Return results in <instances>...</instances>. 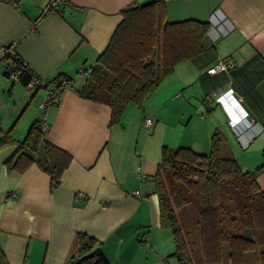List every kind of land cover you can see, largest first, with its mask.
Segmentation results:
<instances>
[{
	"label": "crops",
	"instance_id": "0c3cea01",
	"mask_svg": "<svg viewBox=\"0 0 264 264\" xmlns=\"http://www.w3.org/2000/svg\"><path fill=\"white\" fill-rule=\"evenodd\" d=\"M11 1L0 0V138L11 137L0 148V249L6 264H69L80 234L95 238L110 264H178L153 177L174 132L180 147L208 153L218 130L243 171L263 164L264 0H167L166 22L208 24L203 51L175 66L143 108L129 104L115 124L109 106L79 93L88 78L80 70L97 63L125 8L156 0H69L46 15L50 0ZM10 46L45 81L69 78L59 104L44 112L39 105L46 89L29 92L16 73L6 75L14 62L4 58L3 48ZM218 60L235 67L209 74ZM177 99L184 106L183 124L167 118L174 105L162 113ZM45 114L47 141L71 157L55 187L36 163L23 174L6 166ZM257 183L264 190V171ZM247 256L249 264H258L254 252Z\"/></svg>",
	"mask_w": 264,
	"mask_h": 264
},
{
	"label": "trees",
	"instance_id": "16d2710c",
	"mask_svg": "<svg viewBox=\"0 0 264 264\" xmlns=\"http://www.w3.org/2000/svg\"><path fill=\"white\" fill-rule=\"evenodd\" d=\"M166 2L135 1L122 11V21L79 91L84 98L109 106L113 124L120 121L129 104L143 108L175 66L203 51L208 24L195 20L166 22ZM5 58L14 62L6 75L16 73L28 85L32 71L16 55ZM63 78L46 81V85ZM10 140L4 134L0 148ZM70 160L65 151L47 141L38 120L6 166L9 172L23 174L36 163L51 175V186L55 187ZM263 171L264 162L255 171H243L218 130L212 135L208 153L164 147L153 178L161 221L172 231L173 256L178 264H249V252H254L258 264H264V190L257 183ZM0 264H6L1 249ZM69 264L110 263L95 238L80 234L79 248Z\"/></svg>",
	"mask_w": 264,
	"mask_h": 264
},
{
	"label": "built area",
	"instance_id": "2783aa9c",
	"mask_svg": "<svg viewBox=\"0 0 264 264\" xmlns=\"http://www.w3.org/2000/svg\"><path fill=\"white\" fill-rule=\"evenodd\" d=\"M11 2L13 3V5H16L17 0H12ZM67 3H69V0H50L49 3L44 8L43 14L46 15L48 13L56 12L61 8V6ZM14 55H15V49L13 46L3 48L4 58L7 56L13 57ZM234 67H235V63L231 60H218L214 65H212L210 68L207 69V72L211 75H215L223 71L231 70ZM80 72L84 76L90 77V70L81 69ZM70 84L71 81L68 78H63L61 79L60 82L56 81L52 83L50 86H47L46 81L44 79L33 74L31 81L27 85V90L30 92L38 89H46L47 94L39 105L40 109L46 112L50 107L60 103L63 89L69 86ZM40 124H41V130L47 137V134L50 129V125L46 120V114L41 119ZM145 125L146 128L150 130L151 126L153 125V120L150 118L146 119ZM137 194H139V192H137Z\"/></svg>",
	"mask_w": 264,
	"mask_h": 264
},
{
	"label": "rangeland",
	"instance_id": "374dc122",
	"mask_svg": "<svg viewBox=\"0 0 264 264\" xmlns=\"http://www.w3.org/2000/svg\"><path fill=\"white\" fill-rule=\"evenodd\" d=\"M80 80H82V78H80ZM151 96V95H150ZM168 96V95H167ZM149 98V97H148ZM184 98V97H183ZM182 99V98H181ZM181 99H177V100H174L173 102H169L166 106H164V109H162V113L164 114L165 112V110H169L170 109V106L172 107V105H174V112H172V113H170V115L167 117L168 118V120L169 121H171V122H176V123H178V124H183V122H185V120H183V118H184V115H183V112H182V110H183V108H184V106H183V104H182V102H181ZM176 104H177V106H176ZM180 104H182V105H180ZM196 105V104H195ZM197 106V105H196ZM173 109V108H172ZM166 115V114H165ZM179 120V121H178ZM180 121H182L181 123H179ZM178 131H181L179 134H180V136H181V138H183V139H185L186 140V137H185V133H186V131L183 129V128H181V127H179V130ZM164 132H165V135H166V130H164ZM175 133V132H174ZM174 133L173 134H171V135H168L167 136V140H169V143H167V145L165 146V147H167L169 150H176L177 148H180V146H181V144L180 143H176V141L174 140ZM179 144V145H178ZM173 146H176V148L174 149V147ZM238 160V159H237ZM240 162V161H239ZM244 162L245 161H242L241 160V163H243V165H244ZM240 166V165H239ZM245 166V165H244ZM241 169H243V168H241ZM244 170V169H243Z\"/></svg>",
	"mask_w": 264,
	"mask_h": 264
}]
</instances>
